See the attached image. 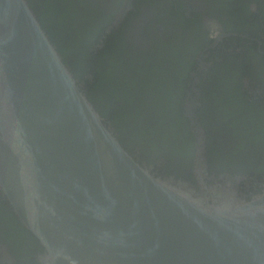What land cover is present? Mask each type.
I'll return each instance as SVG.
<instances>
[{
	"label": "water",
	"instance_id": "water-1",
	"mask_svg": "<svg viewBox=\"0 0 264 264\" xmlns=\"http://www.w3.org/2000/svg\"><path fill=\"white\" fill-rule=\"evenodd\" d=\"M74 1L0 0V190L42 263L264 264V190L247 197L241 175L208 176L193 98L194 181L122 145L40 20L39 7ZM83 1L89 13L106 2Z\"/></svg>",
	"mask_w": 264,
	"mask_h": 264
},
{
	"label": "flooded vegetation",
	"instance_id": "flooded-vegetation-1",
	"mask_svg": "<svg viewBox=\"0 0 264 264\" xmlns=\"http://www.w3.org/2000/svg\"><path fill=\"white\" fill-rule=\"evenodd\" d=\"M124 2L106 0L104 6L90 13L84 10L87 5L83 0L74 1L67 9H57L58 5L51 3L43 7L47 8V13L42 15V19L74 75L87 91L96 77L106 81L97 87L96 94L102 96L104 88L109 97L107 94L103 97L110 98L113 94L108 117L111 124L119 129L118 134L122 135L126 149L159 173L194 181L192 160L196 139L185 113V105L193 98L198 104L192 110L195 118L201 120L199 125L203 129L204 141L211 148L219 149L208 151V176L216 177L225 172L241 175L246 182L247 197L263 191L264 154L261 153L264 149L260 148H264L261 145L264 144L261 142L264 135V0H200L199 3L188 0H129L128 13L120 25L106 36V42L105 39L101 41L106 27L115 20ZM84 29H89L84 32L87 41L81 42L80 38L75 44ZM125 30L141 31L139 34L150 40L158 58H166L163 53L172 51L168 64L158 61L161 70L169 65L172 69V72L171 69L165 72L170 76V86L163 87L164 91L172 92L173 108L179 109L188 120L194 141L193 154L189 161L187 159V165L182 160L179 165L183 168L176 174L171 165L177 153L173 151L172 155L165 151L161 147L164 143L157 145L145 139H135L122 112L112 110L120 104L118 100L122 102L125 98L126 103V96H121V88L125 93L146 90L138 83L139 80L132 81L137 79L138 73L127 74L124 69L128 70L130 65L124 63L112 79L102 72L95 76L97 68L106 63L98 56L94 57L101 49L110 47L107 53L110 69L117 66V57H123L121 48L130 44ZM155 31L163 36L154 35ZM85 55L89 56L86 61L83 60ZM90 57L96 63L93 74L88 67ZM126 61L129 62L128 59ZM114 78L119 84L112 83L115 89L108 82ZM146 80L148 85L153 81L148 76ZM93 102L105 113L104 99H94ZM140 145L143 146L142 151ZM161 150L168 159L160 154ZM232 150L247 155L241 158L221 155L223 151L229 153ZM256 153L260 159L249 163V157ZM234 159L240 161L233 162ZM244 162L247 165L241 166ZM45 254L38 239L23 226L0 190V264H43Z\"/></svg>",
	"mask_w": 264,
	"mask_h": 264
},
{
	"label": "trees",
	"instance_id": "trees-1",
	"mask_svg": "<svg viewBox=\"0 0 264 264\" xmlns=\"http://www.w3.org/2000/svg\"><path fill=\"white\" fill-rule=\"evenodd\" d=\"M47 13V9L39 7V14L40 20L43 22L42 15ZM85 31H89V29H84L82 33L80 34V37H77L75 44L77 41L81 38V42H86L87 37H85ZM84 34V35H83ZM51 35V34H50ZM108 45V44H107ZM109 46H106L105 48L100 50V53L95 55L94 57L98 56V58L102 59L103 63L101 68H97L95 76L97 72H102L106 75H108L111 79L116 75V71L118 67L121 64H124V61L126 59L121 58V55L117 57V66L113 69H110L108 66V62H110L109 58H107V53L109 51ZM60 49V47H59ZM164 57L166 58H158L155 56V53H152L149 57H146V59H142L141 61L137 62L136 64H132L129 66L128 73H132L135 71L137 72L139 76H137L136 80L132 79V81H138L139 84L143 85L142 87L146 90H136L135 92H129L125 93L124 89L121 88V96H126V103L125 98L122 100H118L120 102L119 105L112 108V110L119 109L120 112H122V116L127 119L129 122L128 130L131 131V134L135 137V139L142 141L143 139L150 141L153 144H159L164 143V146H161L165 151H168L173 155V151L177 153L176 156L173 157V171L176 174L177 172H181L182 166L181 164L182 160L186 164V161L189 157L193 154V135L192 132L187 125L188 120L185 119L182 114L179 112V109L173 108V95L170 91H164L163 85H169L170 86V76L165 73L166 71L170 70V65L161 70V67H159V62L162 60L161 64H168L170 62V57L172 55V51L170 52H164ZM91 56V55H90ZM89 57V56H88ZM86 55L83 56V60L86 61L88 58ZM127 62V61H126ZM88 67L90 68V73L93 74V68L96 66V63L94 62L93 58L90 57L88 61ZM130 64V63H128ZM113 73H112V72ZM172 72V69H171ZM174 73V70H173ZM143 76V77H142ZM145 76V77H144ZM147 76L150 77L153 81H151V84L148 85L147 83ZM116 79L114 78L111 82V80H108L110 84L119 85L118 83H115ZM106 82L101 77H96L94 80V83L89 86L88 95L91 99H95L96 101H104L105 104V110L103 113L105 116H108V113H111L109 110V106L111 102L114 100L113 94L110 98L103 97V94H107L105 91V88L101 90L102 96H97V87L102 83ZM112 84V85H113ZM126 84V83H125ZM113 85V86H114ZM121 86V85H120ZM122 87V86H121ZM115 89V86H114ZM109 97V95H106ZM102 99V100H101ZM108 110V111H107ZM199 123H201V120H198ZM114 127V124L112 125ZM148 127V128H145ZM117 132H119L118 128ZM147 131V132H146ZM120 133L119 138L121 140L122 145L125 147L122 139H121ZM263 140L261 142H264V135ZM238 138H236L237 141ZM253 144V143H252ZM205 145L207 147V152L209 151H216L219 150L211 148V146H208L207 141L205 140ZM249 145V144H247ZM264 145V144H261ZM141 146V151L143 150V146ZM257 146H260V143L257 144ZM126 148V147H125ZM157 150V147H155ZM263 150L264 148H260ZM130 152V151H129ZM161 155H164L161 151H159ZM131 153V152H130ZM219 153V152H216ZM133 154V153H131ZM208 154V153H207ZM228 154V156H234L237 158H241L242 156H246L247 154H243V152H236L235 150L229 151V153H226L223 151L221 155ZM264 154V153H261ZM165 156V155H164ZM210 156V154H208ZM166 157V156H165ZM213 156L211 155V158ZM167 158V157H166ZM168 159V158H167ZM259 158V154L256 153L255 155H252L249 157V163L256 162ZM240 160L234 159L233 162H238ZM248 163V164H249ZM253 164V163H252ZM187 165V164H186ZM247 165L245 162L241 164ZM226 166V165H225ZM230 166V165H228ZM241 168V167H240ZM225 170H228L226 168ZM230 170V169H229ZM232 170V169H231ZM177 177V176H175Z\"/></svg>",
	"mask_w": 264,
	"mask_h": 264
},
{
	"label": "bare ground",
	"instance_id": "bare-ground-1",
	"mask_svg": "<svg viewBox=\"0 0 264 264\" xmlns=\"http://www.w3.org/2000/svg\"><path fill=\"white\" fill-rule=\"evenodd\" d=\"M127 13H128V10H126V12H124V15H126ZM127 30H125L126 32L124 34H125V37L127 39L128 38L130 39V44L121 48L122 55H123L122 58L129 60V62L128 61L124 62L125 64H128V63H130L128 65H132L134 63L136 64L137 62L141 61L142 59L144 60V59H146V57H149L152 53H155L153 50V46H152L151 42H149L150 40L146 36L143 37L142 35H140V34H142L141 31L138 30V33H137V32H128ZM134 34H135V36H134ZM154 35H161V34L157 33L155 31ZM161 36H163V35H161ZM195 103H197V102H195Z\"/></svg>",
	"mask_w": 264,
	"mask_h": 264
},
{
	"label": "rangeland",
	"instance_id": "rangeland-1",
	"mask_svg": "<svg viewBox=\"0 0 264 264\" xmlns=\"http://www.w3.org/2000/svg\"><path fill=\"white\" fill-rule=\"evenodd\" d=\"M124 70H125V72L128 74V70H127V68H125ZM108 116H109V115H108ZM109 117H110V116H109Z\"/></svg>",
	"mask_w": 264,
	"mask_h": 264
}]
</instances>
